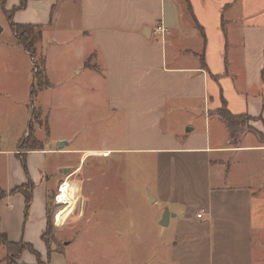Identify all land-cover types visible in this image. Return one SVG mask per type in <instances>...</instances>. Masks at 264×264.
<instances>
[{"label":"crops","instance_id":"obj_1","mask_svg":"<svg viewBox=\"0 0 264 264\" xmlns=\"http://www.w3.org/2000/svg\"><path fill=\"white\" fill-rule=\"evenodd\" d=\"M18 4L0 0V10L5 14ZM3 18L1 27L5 21L9 27L8 16ZM11 21L40 25L42 37L53 32L43 56L52 86L38 92L36 102L40 93L56 89L46 62L47 50L59 44L71 47L70 55L78 61L71 70L74 86L68 89L79 106L85 108L97 89L111 110L123 113V125L168 128L169 133L156 130L159 140L155 133L135 135L119 150L155 157V201L162 204L165 225L173 232V264H264V0H27L12 12ZM177 39H183V46ZM92 73L105 88H90L81 78ZM222 108L247 115L256 131L250 124L232 136L219 115ZM189 116L192 122L204 121V133H192L194 128L183 122ZM30 122L31 111L15 147L0 145V188L7 192L0 200V233L40 249L47 193L58 185L54 176L67 169L70 159L103 157L111 149L96 153L65 147L68 143L48 148L34 133L42 146L24 151L20 145ZM179 124H186L185 132L172 134ZM49 153L59 157L44 172ZM81 169L68 173L70 190ZM28 180L33 192L25 215L23 195L9 192ZM74 205L75 200L67 213ZM162 217H157L159 223ZM52 219L58 237L62 222ZM37 251L44 260L47 250ZM55 259L71 264L65 245L51 252L47 264ZM36 262L29 251L18 260Z\"/></svg>","mask_w":264,"mask_h":264},{"label":"rangeland","instance_id":"obj_2","mask_svg":"<svg viewBox=\"0 0 264 264\" xmlns=\"http://www.w3.org/2000/svg\"><path fill=\"white\" fill-rule=\"evenodd\" d=\"M4 16L7 17V13L2 12V21ZM2 23L0 145L9 148L15 147L17 139L22 138L27 113H30L32 105L36 107L37 104L30 102V90L26 89L32 85L31 59L16 45L15 36L10 32L7 22ZM51 37L53 32H43L42 43L37 48L45 59V49ZM177 43L183 46V39H177ZM58 45L47 50L46 62L50 79L56 89L40 93L36 102L43 109L41 119L45 115L48 117L49 133L47 134L44 125L38 127L31 116L36 137L48 148H56L60 141H65L68 143L65 147H76L84 151L97 153L105 149L111 150L103 157L90 154L85 160L70 159L65 164L66 172L63 170L54 176L58 185L55 189L48 190L47 211L52 224L53 216L56 224L62 223L58 237L53 227L52 238L56 240L58 247L63 248L65 245L71 264H173L170 261L173 232L171 227L161 225L157 218L162 217L164 211L161 210L160 201H155V157L151 154L119 150L130 145L135 135L155 133L159 140L161 136L157 131L169 133L168 128L160 126L156 131L146 127L123 125V113L111 110L105 96H100L97 89L93 90L90 101L86 99L85 108L83 105L79 106L75 101L77 95L68 89L74 86L75 76L71 70L78 61L70 55L71 47L60 48ZM60 51L62 55L59 54ZM38 52L35 59L40 56ZM95 76L92 73L91 76L81 78H85L90 88H105V83L101 84ZM83 82L84 79L82 86H85ZM221 88H225L223 83ZM59 101L62 103L59 104ZM190 119V116L186 117L183 122L186 121L187 126L194 128L192 133H204V121L198 119L192 122ZM246 125L255 130L247 119L242 122L241 128L247 127ZM187 126H174L172 134L182 135ZM210 126L213 130L212 123ZM46 156L48 166L43 169L44 172H49L59 155L49 153ZM75 167L82 169L73 176L75 188L71 185L70 190L67 186V175ZM87 177L91 178L86 179ZM73 200L75 205L67 213ZM40 240L39 238L37 242L40 243ZM40 245V249L35 245L34 249L46 250L44 243ZM52 246L56 247L54 244ZM5 253L4 246L0 245V264L6 263ZM46 258L47 254L44 260ZM53 262L59 264L56 259Z\"/></svg>","mask_w":264,"mask_h":264},{"label":"trees","instance_id":"obj_3","mask_svg":"<svg viewBox=\"0 0 264 264\" xmlns=\"http://www.w3.org/2000/svg\"><path fill=\"white\" fill-rule=\"evenodd\" d=\"M27 0H19V4L16 8L11 10V12L7 13L9 18V27L12 34L15 36L16 41L29 55L32 62V85L30 90V99L31 103H36V98L38 92L50 88L52 86L49 81L46 70H45V60L42 55L38 56V59H35L37 56V45L42 40V28L40 25L36 24H17L11 21V14L17 8H23L25 6ZM34 107V108H33ZM31 110V116L34 118L38 127H43L46 129L48 133V124L47 119L44 117L41 119L42 109L39 106H33ZM219 115L223 119L224 123L228 127L232 136H235L242 125V122L246 119H249L247 115L235 116L227 111L226 108H222L219 111ZM238 129V130H237ZM35 129L33 127L32 121L29 124L27 135L23 138L20 149L21 150H32V149H40L42 144L38 141L35 136ZM20 154V153H19ZM25 153H22V161L23 168L26 169L25 164ZM19 192L24 197V213L27 214L28 208L30 206V202L32 200V192H33V183L31 180H28L27 183L17 186L12 189L9 193ZM7 194L6 191L0 188V200ZM54 225L49 219V214L47 211V221H46V229L41 235V239L45 244L47 250V258L46 260H42L39 252L34 249L33 245L28 242L23 241H11L7 238V236L3 233H0V245H3L6 251V255L4 257V261L6 264H21L18 263L21 254L24 251H29L36 257V264H47L50 260V255L53 250L61 251L63 248L58 247V244L54 238H52V230ZM55 237V236H54ZM54 239V240H53ZM56 247L53 248L52 245Z\"/></svg>","mask_w":264,"mask_h":264},{"label":"water","instance_id":"obj_4","mask_svg":"<svg viewBox=\"0 0 264 264\" xmlns=\"http://www.w3.org/2000/svg\"><path fill=\"white\" fill-rule=\"evenodd\" d=\"M2 31V27H1V25H0V32ZM66 142L65 141H61L60 143H59V146H62V145H64ZM65 171V170H64ZM166 218H167V214H166V212L164 213V215H163V217H162V221L160 222V224L161 225H165V223H166ZM65 244H66V242H65Z\"/></svg>","mask_w":264,"mask_h":264},{"label":"built area","instance_id":"obj_5","mask_svg":"<svg viewBox=\"0 0 264 264\" xmlns=\"http://www.w3.org/2000/svg\"><path fill=\"white\" fill-rule=\"evenodd\" d=\"M159 31H162V28H160V29H158ZM201 216V214L199 213V214H197V217H200Z\"/></svg>","mask_w":264,"mask_h":264}]
</instances>
